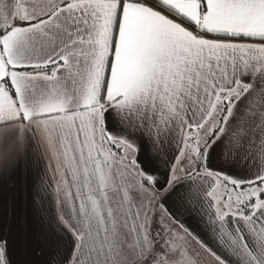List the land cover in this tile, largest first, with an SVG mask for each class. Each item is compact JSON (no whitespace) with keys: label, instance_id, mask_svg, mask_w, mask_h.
<instances>
[{"label":"snow or ice","instance_id":"6c2138e0","mask_svg":"<svg viewBox=\"0 0 264 264\" xmlns=\"http://www.w3.org/2000/svg\"><path fill=\"white\" fill-rule=\"evenodd\" d=\"M0 264H264V0H0Z\"/></svg>","mask_w":264,"mask_h":264}]
</instances>
